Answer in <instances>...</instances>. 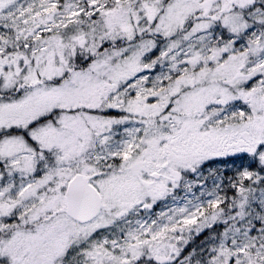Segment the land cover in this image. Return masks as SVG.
I'll return each instance as SVG.
<instances>
[{
    "label": "snow or ice",
    "instance_id": "6c2138e0",
    "mask_svg": "<svg viewBox=\"0 0 264 264\" xmlns=\"http://www.w3.org/2000/svg\"><path fill=\"white\" fill-rule=\"evenodd\" d=\"M0 264H264V0H0Z\"/></svg>",
    "mask_w": 264,
    "mask_h": 264
}]
</instances>
